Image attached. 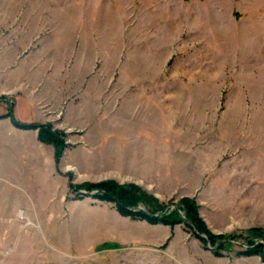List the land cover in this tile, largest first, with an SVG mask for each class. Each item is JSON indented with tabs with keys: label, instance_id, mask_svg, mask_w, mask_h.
Returning <instances> with one entry per match:
<instances>
[{
	"label": "rangeland",
	"instance_id": "1",
	"mask_svg": "<svg viewBox=\"0 0 264 264\" xmlns=\"http://www.w3.org/2000/svg\"><path fill=\"white\" fill-rule=\"evenodd\" d=\"M24 58L42 60L28 90L55 116L31 124L68 147L58 201L0 224V264H264L237 254L244 236L217 256L185 224L71 188L134 184L168 212L194 198L214 234H264V0H0V69Z\"/></svg>",
	"mask_w": 264,
	"mask_h": 264
},
{
	"label": "crops",
	"instance_id": "2",
	"mask_svg": "<svg viewBox=\"0 0 264 264\" xmlns=\"http://www.w3.org/2000/svg\"><path fill=\"white\" fill-rule=\"evenodd\" d=\"M3 64L9 72L0 69V85L19 87L12 98H0V116L8 114L12 105L15 119L23 123L53 121L55 116L44 111L39 106L41 99L30 95L28 90L30 83L42 77V60L32 62L24 58L14 72L7 59ZM66 116L73 115L68 111ZM58 166L55 148L41 143L38 131L18 128L11 117L0 119V224L18 222L20 210L25 211L30 220L36 219L39 208L47 209L53 201L56 203L59 198ZM38 220L44 222L39 217Z\"/></svg>",
	"mask_w": 264,
	"mask_h": 264
},
{
	"label": "trees",
	"instance_id": "3",
	"mask_svg": "<svg viewBox=\"0 0 264 264\" xmlns=\"http://www.w3.org/2000/svg\"><path fill=\"white\" fill-rule=\"evenodd\" d=\"M6 117H11L18 128L38 130L40 142L53 145L56 161L61 160L65 149L68 147L67 135L64 132L53 130L49 125L21 123L15 119L13 107L10 108L8 114L1 115L0 119ZM73 187H75L78 198L83 197L79 192L80 190L91 192L95 198L101 201L114 203L121 215L135 220L147 221L150 224H163L171 228L185 224L197 239L204 244L210 243L214 249V254L217 256H223L222 250L226 249L233 241L244 236L246 238L245 249L237 254L242 256L260 255L264 259V243H258L256 240L264 238L262 229L252 228L237 234L216 235L200 216L199 205L194 198L184 197L180 199L175 209L168 212L166 211L167 205L134 184L120 185L115 181L108 180L99 183L86 182L76 186L71 184V188ZM141 206L146 209H138ZM180 211L184 213V216Z\"/></svg>",
	"mask_w": 264,
	"mask_h": 264
},
{
	"label": "water",
	"instance_id": "4",
	"mask_svg": "<svg viewBox=\"0 0 264 264\" xmlns=\"http://www.w3.org/2000/svg\"><path fill=\"white\" fill-rule=\"evenodd\" d=\"M82 193H85V194H87V195H90L91 194V192H85V191H82ZM176 206H174V208H175ZM138 209H142L141 207H139ZM210 248H212L211 246H210ZM213 249V248H212Z\"/></svg>",
	"mask_w": 264,
	"mask_h": 264
}]
</instances>
